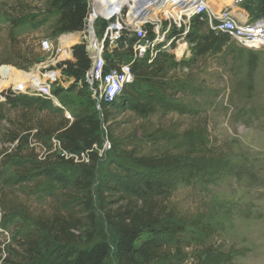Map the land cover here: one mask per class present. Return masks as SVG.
<instances>
[{
	"label": "rangeland",
	"instance_id": "obj_1",
	"mask_svg": "<svg viewBox=\"0 0 264 264\" xmlns=\"http://www.w3.org/2000/svg\"><path fill=\"white\" fill-rule=\"evenodd\" d=\"M50 1L0 0V264H58L71 235L79 250L102 241L113 247L105 212L140 208L142 198L166 208L173 231L159 233L164 257L155 264H264V51L220 36L190 63L159 56L153 67L163 68V87L133 84L113 111L117 148L110 140L106 147L105 126L94 165L87 154L61 160L48 117L64 111L34 96L6 102L51 64L39 50L41 40L56 37ZM207 1L241 21L256 14V0ZM194 33L209 30L203 23ZM22 74L32 78L19 81ZM62 81L60 104L75 119L89 91L73 88L71 77ZM138 104L146 114L135 111ZM164 155L180 168L135 162ZM148 185L154 191L144 195Z\"/></svg>",
	"mask_w": 264,
	"mask_h": 264
},
{
	"label": "built area",
	"instance_id": "obj_2",
	"mask_svg": "<svg viewBox=\"0 0 264 264\" xmlns=\"http://www.w3.org/2000/svg\"><path fill=\"white\" fill-rule=\"evenodd\" d=\"M142 1L88 0L83 30L41 40L39 50L49 56L51 64L12 93L58 103L72 123L73 116L54 91L64 85L66 63L75 62L74 47L84 44L90 62L85 81L102 118V103L118 104L134 84L137 63L153 65L163 54L174 56L177 62L193 57L189 38L195 35L196 20L204 23L209 33L230 37L241 49L264 51L263 16L241 21L228 9L216 12L207 0H154L148 6ZM53 141H58L61 157L74 155L64 151L59 140ZM105 145L109 146L108 140Z\"/></svg>",
	"mask_w": 264,
	"mask_h": 264
},
{
	"label": "trees",
	"instance_id": "obj_3",
	"mask_svg": "<svg viewBox=\"0 0 264 264\" xmlns=\"http://www.w3.org/2000/svg\"><path fill=\"white\" fill-rule=\"evenodd\" d=\"M254 6L256 8L254 17H264V0H256ZM49 7L58 13L53 29L55 36L83 30L84 21L88 13V0H51ZM202 24V22L196 20L194 27L196 28ZM220 36L225 35H215L213 33H209L207 36L191 35L189 41L194 51V59L211 49L216 43V39ZM74 57L75 62L66 63L63 72L67 77L74 79L73 88L80 85V91L83 93L88 90L85 74L90 65L84 44L74 47ZM35 60L36 56H33L29 62H26V65H33ZM160 63L165 64V61ZM153 65H148L145 62L137 63L133 68L135 75L134 84L139 86L143 84L149 85V88H162V83H158V81L161 76L159 74L163 68L161 66L154 68ZM63 91L61 87H57L54 93L59 97ZM127 94L129 96V91L126 89L124 96ZM89 95L86 98L87 102H80L83 108L76 114L72 123L63 115L58 116L51 113L48 117L51 123L48 136L55 135V138L60 141L62 149L69 154L79 156L87 154L88 159L94 165L97 157L94 154V149L96 145H101L102 143L103 127L108 126L106 135L107 140L112 142L111 148H114V150L117 148L112 128L109 124L114 117L113 111H118L120 103L107 105L103 102V117L100 118L95 109L96 103L90 93ZM84 96L86 97V95ZM25 99H27L26 96L9 93L6 102L9 105H13ZM37 100L44 104L47 102L45 99L37 98ZM145 105L138 104L134 109L136 112L146 114ZM54 112L56 111L54 110ZM58 159L63 160V157L59 156ZM135 162L139 166L153 171L173 170L181 166L177 157L165 155L137 158ZM145 190L147 193L144 195H148L154 191V188L148 185ZM140 201L142 202L140 208L127 204L124 208L105 212V219L116 236L113 247L102 241L94 244L89 249L79 250L73 246V242H70L73 239L71 235L68 236L69 241L66 240L67 243L62 244L63 251L59 255V260H62L58 264H155L161 260L164 257V250L159 243V233L173 232L170 228L172 226L169 227L168 220H163L165 219L163 215L167 213L166 208L162 204L153 202L150 198H142ZM146 235L148 237L143 239Z\"/></svg>",
	"mask_w": 264,
	"mask_h": 264
},
{
	"label": "bare ground",
	"instance_id": "obj_4",
	"mask_svg": "<svg viewBox=\"0 0 264 264\" xmlns=\"http://www.w3.org/2000/svg\"><path fill=\"white\" fill-rule=\"evenodd\" d=\"M198 1H201V0H198ZM155 2H154V0H143L142 1V5L143 6H148V5H153ZM213 7V6H212ZM214 8V7H213ZM32 78V75L30 74H28V75H24V74H22V75H20L19 76V81H25V80H29V79H31ZM4 79H6V80H9V79H7V78H4ZM10 81V80H9ZM55 105H57L58 106V103H56Z\"/></svg>",
	"mask_w": 264,
	"mask_h": 264
}]
</instances>
